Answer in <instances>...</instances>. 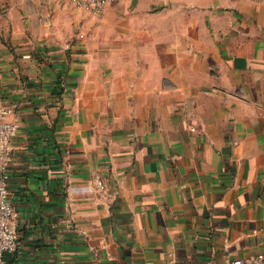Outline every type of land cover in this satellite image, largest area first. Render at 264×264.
Listing matches in <instances>:
<instances>
[{"label":"crops","instance_id":"1","mask_svg":"<svg viewBox=\"0 0 264 264\" xmlns=\"http://www.w3.org/2000/svg\"><path fill=\"white\" fill-rule=\"evenodd\" d=\"M0 102L18 125L2 264L264 254V0L0 3Z\"/></svg>","mask_w":264,"mask_h":264},{"label":"built area","instance_id":"2","mask_svg":"<svg viewBox=\"0 0 264 264\" xmlns=\"http://www.w3.org/2000/svg\"><path fill=\"white\" fill-rule=\"evenodd\" d=\"M76 4L83 5L92 13L99 14L104 7L116 0H74ZM14 108L0 102V264L3 263L2 255L5 251L17 249L19 241L17 235L18 211L9 198V166L12 162V137L17 131ZM191 129H194L191 127ZM97 185L102 188L103 182L98 179ZM264 259V254L259 255L251 262L245 263L241 258L225 259L214 264H258Z\"/></svg>","mask_w":264,"mask_h":264},{"label":"rangeland","instance_id":"3","mask_svg":"<svg viewBox=\"0 0 264 264\" xmlns=\"http://www.w3.org/2000/svg\"><path fill=\"white\" fill-rule=\"evenodd\" d=\"M8 1H11V0H0V3H2V4H8Z\"/></svg>","mask_w":264,"mask_h":264}]
</instances>
